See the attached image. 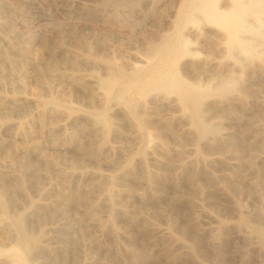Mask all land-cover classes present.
<instances>
[{
	"label": "rangeland",
	"instance_id": "374dc122",
	"mask_svg": "<svg viewBox=\"0 0 264 264\" xmlns=\"http://www.w3.org/2000/svg\"><path fill=\"white\" fill-rule=\"evenodd\" d=\"M186 1L0 0V50L14 51L17 61L21 58L15 63L23 61L20 82L19 76L0 68V95L5 98L0 101V153H10L13 144H37V152L30 153L25 167L14 165L23 198L4 196L1 188L10 182L0 175V217L6 218L13 233L0 244L7 256L0 255L1 260H17L15 264H264V237L257 232L258 226L264 228V143L239 144L236 136L244 134L245 125L222 116L224 137L233 144L221 149L225 162L207 166L208 176L193 174L201 188L194 193L188 180L176 181L171 174V168L182 159L178 152L191 144L201 157H208L193 124L192 137L173 123L183 110L191 115L190 107L181 104L178 95L155 92L146 98L143 109V98L131 88L136 82L129 69L161 64L157 55L150 54V46L174 36L178 29L189 38L190 50L199 55L171 63L168 70L176 78L204 87L215 84L217 73L226 77L228 69L238 72L233 65L237 57L226 53L220 27L208 25L209 37L196 39L190 28L201 29L205 24L179 22L178 13L185 9ZM218 5L225 8L228 0ZM262 41L264 49V36ZM38 52L47 86L42 85L29 56ZM202 57L208 58L207 67H195V63L191 67L188 60L197 63ZM259 59L264 63V54ZM107 64L126 73L109 93L100 92L91 81L92 76H106ZM254 64L255 60L240 67L241 80L236 86L240 100L231 106L264 136V108L260 106L264 73L255 74ZM53 65L56 75L50 73ZM69 75L87 78L88 88ZM31 91L40 94V104L23 103L21 97ZM219 100L211 96L202 105L201 113L208 122L217 119L210 112ZM51 104L63 114L55 119L46 116L48 132L43 137H21L18 125L35 131L38 110ZM104 117L106 134L100 123ZM71 134L73 140L68 139ZM248 147L254 150L251 156L234 155L236 149L243 152ZM246 159L253 162L251 168L235 164ZM67 171L72 174L67 176ZM148 175L153 178L150 187ZM220 189H226L228 196ZM149 195L155 200L148 199ZM46 201L59 210L38 211L39 204ZM91 205L97 208L103 227L84 224V210ZM123 205L146 212L150 224L145 227L130 221ZM153 228L160 229V236ZM213 240L219 245L216 249Z\"/></svg>",
	"mask_w": 264,
	"mask_h": 264
},
{
	"label": "bare ground",
	"instance_id": "6f19581e",
	"mask_svg": "<svg viewBox=\"0 0 264 264\" xmlns=\"http://www.w3.org/2000/svg\"><path fill=\"white\" fill-rule=\"evenodd\" d=\"M184 1L185 0H183V2ZM220 1L221 0H187L184 3L185 9L181 11L179 10L180 12L178 11L179 12L178 17L180 18L179 22L181 20L182 21L184 20L187 23H191V24L193 23L197 24V22L199 23L201 22L202 24H205V26L201 27V29H198L195 26H192V29L190 28L189 31L191 32V34L193 33V35H195L194 36L195 38L197 37L196 39L198 38L205 39L209 37L210 34L208 33L209 32L208 25H216L220 27V29L222 30V35L224 39L226 40V47H225L226 53L235 55L237 57V60L233 62L234 63L233 65L235 66V69L238 72H234V70L228 69L226 77H222L220 76L219 73H217L215 74V80H216L215 84L213 83V85H206L204 87L201 85V83L200 84L193 83V82L190 83V82H185L184 80H180L176 78L177 77L176 74L174 75L173 73H171V71L168 70V68H170L169 65L171 63L173 64V62L176 59H179L185 56L195 57L196 55H199L198 53H195L190 50L189 47L191 44L189 42V38L187 36H184V34H182V30L181 29L179 30L178 28H177L178 31L175 30L177 33L176 34H174L175 32L173 33L174 36L169 37L170 36L169 35L168 37L166 36L165 38L162 37L163 41L162 42L159 41L161 43L159 44L156 43L155 45L153 43V45L150 46V49H149L150 54H152L153 56L157 55V59L158 57L160 58L161 64L160 63L157 64L156 67L147 66L148 68L146 69L141 67L142 65L141 66L133 65V67L131 68L132 70L129 69V72H131V75L136 82V84H134L131 88L135 89L136 95L138 97L143 98L144 100L142 101L143 109L146 106V103H145L146 98L147 97L149 98V96L153 95L155 92H162L164 93V95L166 94V96L171 95V94L178 95V99L180 103L190 107L189 110L191 109V115L187 114L186 112L187 110L186 111L183 110L181 112L182 113L181 116L179 118H175V121L173 123L175 122L178 123L179 125L178 129L181 130V133L186 134V135L191 134V136L195 134V132L193 133V130H192L193 127H191V125L193 124L196 129L195 136L200 141L201 145L204 148H207L208 157L206 158L201 157L195 145L191 144L187 146V148L184 151L178 152V154L181 156L182 159L176 167L171 168V174H172V177L175 178L176 181L188 180L189 181L188 183L189 184L191 183L192 192L194 191V193H197V194L201 192V188L199 187L197 182L194 180L195 175L193 176V174H195L196 172L201 175L208 176L209 170L207 169V166H210L216 162L217 163L225 162L226 159L222 155L221 149L225 146H231L233 144L229 139L224 137V132L221 129L222 124H223V121L221 120L222 116L228 117L233 123H237V124L242 123L243 125H245L244 134L242 136H239V135L236 136L238 137V139L236 138L235 141L238 142L239 144H243L244 141L249 142L250 145H256V144L263 145L262 143H264V136L260 135L259 133L260 128L253 127L250 121H244L241 115L239 114V112H237L231 106V103L233 101L240 100V97L236 92V86L241 76V73L239 72L240 67H245L251 62L253 63V61L255 60V64L253 65V69H254L253 71H255V74L257 73L261 75L264 73V63L262 61H259L260 60L259 58L264 54V49L262 47L263 45L262 38L264 36V0H228V6L225 8H221L218 5ZM216 47H218L217 48L218 50L221 49L220 45L219 46L217 45ZM12 50H15V49L13 48ZM13 53L14 51L12 52V51L0 50V68L2 69V71L6 70V72L8 71L10 74L18 77L20 71L23 68L22 67L23 65L21 64V62L23 61H21L20 64L15 63V62L20 61L21 58H18V61H17V58L14 57L15 54ZM29 56L32 59V63H33L32 65L36 66L35 68H37L39 72L38 74L41 77L40 81L42 82V85L47 86L48 81L44 77L45 72L44 74H42L43 73L42 71H44L45 69L43 70L41 67V64H42L41 53L38 52V53L30 54ZM153 59L151 61H153ZM188 61L191 67L192 65H194V63H195V67L197 66L199 68H202V67L205 68L209 65V60L208 58H205V57H202V59L197 61V63L194 60L192 62L191 60H188ZM46 68H48V66ZM56 70H57V66L53 65L50 68V73L52 75L53 74L56 75ZM125 75L126 73H125V70H123V68L121 69L111 64H107L106 76L104 78L92 76V78L94 79H91V81H94V84L97 86L100 92L106 91L107 93H109L113 89L114 85L120 79H122ZM77 76L78 75L76 76L69 75L70 78L72 77V79H74L73 81H76L77 83H79V86H82V88L83 87L88 88L86 84L87 82L88 83L90 82L87 81V78L84 79V78H80L79 76L78 77ZM19 78L20 76L17 78V80ZM20 81L21 80L19 79V82ZM15 84L16 83L11 82L12 87H15ZM129 88L130 87L125 89V91L128 90ZM39 95L40 94L38 92L31 91L30 93L21 97V100L26 105H31L33 103H37L35 105H38V103L40 104V99H41ZM211 96L219 97L220 100L218 101L214 109L211 110L210 112L212 117L217 118V119H215L213 122H208L205 116L201 113V107L204 104L205 100ZM3 99L5 100V98L0 95V101ZM164 100H165L164 98L163 100H161L160 102L161 105H164L163 104ZM51 105L52 106L48 105V107L46 106L45 108L41 107L38 110L39 111L37 114L38 119L36 123L38 125L35 131H31L28 128H26L25 125L20 124L18 125L19 135L23 137L24 139L25 138L30 139L32 138V136H35V135L37 137H43L44 134L48 132V128L45 125V121H46L45 118H47L46 116H50L53 119H55L63 114V111L60 108H58V106H54L53 104ZM260 106L264 108V100L261 101ZM155 113L161 119V117L159 116V113L157 112ZM100 123H102V125L104 126V129H105L104 133L106 134L108 132V130L105 128L106 126H108L107 119L105 117L102 118V120L100 119ZM169 127H170V122L166 121V128L170 129ZM74 138L75 136L71 134L69 135L68 139L73 140ZM78 143H81V142H78ZM239 144L237 146H239ZM156 146L159 147V143H156ZM9 151L10 153L8 152L6 153V151H3L2 153H0V175L3 176L2 178H5V177L8 178V181L10 182L6 187L1 188V192L2 194H4V196L6 195L10 199L17 200V199L23 198V191H22V183L19 179V176L16 174L15 169H17L18 166L25 167V165L28 162H30L28 158L30 156V153L37 152V144H33V143H26L24 145L13 144L10 147ZM253 151L254 150L251 147H248L243 152L240 149L239 150L236 149V151H233V152L236 157L240 158L244 156H251L253 154ZM47 160L52 161L53 163L55 162L54 159H47ZM200 164H203L202 168H200ZM235 164L238 167H240L243 164L247 165L249 168L253 166V162L249 159L244 160L242 163H235ZM14 165L17 166L15 169H14ZM64 174H66L67 176H70L72 172L67 171ZM66 175L65 177L67 178ZM146 179H147L146 184H148V186L150 187V185L152 184L151 181L153 180L152 175ZM220 192L223 193L225 196H228L227 195L228 192L226 189H220ZM134 195L138 199L139 198L141 200L145 199V197H143L139 193H134ZM65 197H66L65 194L62 193V198L64 199ZM148 197L147 198L150 200H155L154 196L149 195ZM127 204L129 205V200L128 202H126V205ZM126 205L125 206L123 205L122 211L126 213L130 221L141 222L145 227L150 224V219H148L149 215L147 217L146 212L132 211ZM56 206L57 205L55 203H52L50 201L42 202L38 206V208L40 209L38 211H41L47 214L50 211L54 212V210H59L57 209ZM84 211L85 213L82 219L86 226L94 225V226L100 227L102 225L101 220L97 214L98 210L95 206L91 205L89 206V208H86V210ZM8 224L10 225V223L6 221V218L0 217V244L2 242L3 243L7 242L10 239L11 235L13 234L11 233V230L9 229ZM101 227H103V225ZM69 229H70V226H67V232H70ZM53 230L54 228H51V231ZM152 231L155 235L160 236V232H161L160 229L153 228ZM257 232L262 237H264L263 227L258 226ZM69 237H73V236H69ZM50 239L51 238H49L48 240ZM211 245L215 249L218 248L219 246L216 240H213ZM261 248L264 249L263 242H262ZM9 250L7 251L9 252ZM4 253L6 254V251L3 252L0 249V255H5ZM5 257L7 256L5 255L3 258ZM8 260L0 259V264H15L14 262L17 261V260L15 261L13 260L14 262H12L11 261L12 259L11 260L8 259ZM17 263L21 264L20 262H17Z\"/></svg>",
	"mask_w": 264,
	"mask_h": 264
}]
</instances>
